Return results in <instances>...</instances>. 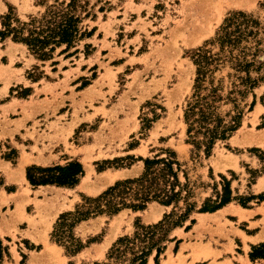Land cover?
I'll return each mask as SVG.
<instances>
[{
	"label": "rangeland",
	"instance_id": "374dc122",
	"mask_svg": "<svg viewBox=\"0 0 264 264\" xmlns=\"http://www.w3.org/2000/svg\"><path fill=\"white\" fill-rule=\"evenodd\" d=\"M55 1L0 0V18L10 8L21 22L28 21ZM85 1L94 18L83 25L95 31L79 43L77 54L71 57L58 56L57 50L52 60L42 62L10 38L0 42L2 89L24 77L23 85L16 83L10 88L11 97L31 96L32 88L35 100L41 92L49 93L50 100L43 94L42 103L53 119L49 128L62 142L48 151L50 157L55 156L51 158L59 157L57 161L48 166L28 165L25 176L31 166L47 168L78 161L83 168V176L73 188L33 187L26 180L24 185L6 187L15 194L6 197L1 193V204L6 207L0 210V224L5 229L0 226V237L9 254L2 264L105 262L118 238L132 235L137 224H156L171 208L151 202L143 211L125 209L114 216L103 214L82 221L71 230L73 239L82 246L74 254L65 249L67 241L58 243L53 237L55 223L61 214L74 213L85 198L97 197L116 181L137 178L143 171L139 159H151L165 150L176 155L181 183L185 173L191 193L188 202L194 204V210L181 226L171 230L173 240L166 244L159 264H264V248L258 250L262 257L250 258L253 249L264 244V202L253 200L243 208L233 200L213 213L198 212L206 199L215 200V193L222 188L221 177L229 181L232 198L264 193V144L250 141L264 130V0L224 9L218 7V0ZM3 5L6 9L2 12ZM118 11L122 12L121 19L116 20ZM236 12L253 16L262 29L255 38L241 41L232 55L229 49L220 54L217 43L211 41L217 38L224 19ZM205 42L219 61L204 86L209 88L212 80V86L220 89V117L225 121L238 113L241 117L238 129L227 140L217 141L208 157L187 143L184 123L195 78L191 53ZM84 45L90 48L85 50ZM244 61L251 63L247 71L237 64ZM67 69L69 72H64ZM59 77L64 80L58 92L55 85L44 82ZM40 80L44 89L31 84ZM70 80L75 86L67 88ZM66 88L70 92L63 95ZM66 99L72 101V114L68 115L65 107L60 110L63 115L55 117L56 109L64 102L68 104ZM7 149L0 157L15 164L17 151ZM115 159L123 161L113 163ZM27 161L23 159L21 164ZM240 211L249 215L240 218ZM186 226H190L188 230ZM253 233L257 236L245 237ZM259 236L263 238L257 240ZM152 257L148 264H153Z\"/></svg>",
	"mask_w": 264,
	"mask_h": 264
},
{
	"label": "trees",
	"instance_id": "16d2710c",
	"mask_svg": "<svg viewBox=\"0 0 264 264\" xmlns=\"http://www.w3.org/2000/svg\"><path fill=\"white\" fill-rule=\"evenodd\" d=\"M88 5L85 0L68 2L56 0L55 4L48 6L39 17H30L28 21L23 22L16 18L9 8L8 13L0 18V42L10 38L12 42L24 45L31 55L42 62L52 60L57 50L58 56L66 54V58L71 57L77 54L76 47L79 43L90 38L95 31V28L88 30V25H83L88 18H94L89 12ZM261 29L260 23L253 16L236 12L224 19L217 38L211 42L217 43L220 54L229 49V55H232L241 41L250 37L255 38ZM207 44L208 42H205L202 47L191 53L195 78L193 93L184 110L187 143L196 151L202 150L206 157L210 155L217 141L227 140L238 129L241 120L239 113L229 121L220 117L217 113L218 104L222 100L220 89L212 86V80L208 82L209 88L204 86L219 61L217 56L206 49ZM89 48V45H84L85 50ZM72 49L74 51L69 53ZM55 64L53 62L52 65ZM237 64L245 71L251 67V63L246 61ZM246 78L249 79L248 76ZM202 91L206 92L201 94ZM139 160L143 162L140 176L116 181L97 197L85 198V203L74 213L68 212L59 216L52 233L53 237H57L58 243L62 240L67 241L69 246H64L65 249L69 248L74 254L82 248L71 234L76 224L98 215L114 216L125 209L133 212L143 211L147 204L156 202L162 207L171 208L170 212L156 224L147 226L137 224L132 235L120 237L113 243L106 254L105 262L94 264H148L151 256L153 264H159L166 244L173 240L169 237L171 230L181 226L189 218L194 210V204L188 202L191 193L185 173L183 174L185 182L179 181L180 164L174 152L165 150L151 159ZM122 161L123 159H115L113 163ZM104 164L111 162L105 161ZM82 176L83 168L78 161H71L64 166L47 168L31 166L26 169V179L33 187L50 185L73 188ZM221 180L222 188L215 193V200L206 199L198 210L199 213H213L233 200H237L243 208H248V204L253 200L257 203L264 202V193L232 198L229 181L224 177H221ZM180 203L183 204L182 207L179 206ZM190 224H194V220H191ZM189 227L186 226L185 230ZM179 242L177 241V245ZM260 248H264V244L253 249L251 259L264 256L258 252ZM8 256V249L0 238V264Z\"/></svg>",
	"mask_w": 264,
	"mask_h": 264
},
{
	"label": "crops",
	"instance_id": "0c3cea01",
	"mask_svg": "<svg viewBox=\"0 0 264 264\" xmlns=\"http://www.w3.org/2000/svg\"><path fill=\"white\" fill-rule=\"evenodd\" d=\"M9 3H13V0H7ZM135 5V3H134ZM6 9V6L3 5L1 7L2 12ZM121 13L118 11V15L116 20L121 19ZM25 69H23L24 72ZM71 70H73L71 68ZM64 72H69V69ZM24 77L22 80L18 82H11L8 86L3 90L2 85H0V91L2 89L3 95L0 94V155L7 151V147L9 149H15L17 151L18 157L15 164H12L5 159L0 157V178H2V185H0V210L3 211L6 207L5 204H1L3 192L5 196L14 195V191L7 190L6 187L15 186L17 184L24 185L26 179L25 176V167L31 164L38 166H48L52 165L55 161L59 159V157H55L52 155L51 157L48 155V151H54L57 147L62 144V142L56 140L55 132L49 128L50 123L53 122L51 112L45 110V106L42 103L44 99L50 100L49 93L41 92L38 99L35 100L32 98L34 94V88H32L31 96L27 95L25 98L11 97L9 95L10 88L17 84H22L24 81ZM64 77H59L57 81L49 82L45 81L49 86L55 85L56 91L61 90V86L63 85ZM42 80L31 83L35 85L37 89H44L45 83ZM68 82L67 88L74 87L73 83ZM44 84V85H43ZM73 84V85H72ZM47 87V86H46ZM64 89L63 95L69 94V89ZM45 98L43 97L44 95ZM76 100V99H75ZM68 104L64 102L63 106H59L55 111V117L63 115L60 110L65 108L66 113L68 115L72 114L73 105L72 101L66 99ZM54 105H52V108ZM49 117V118H48ZM71 120V119H70ZM69 121L65 123L68 126ZM37 123V125L35 124ZM61 124L62 121H61ZM64 127V126H63ZM74 128L72 132H74ZM23 159H27L28 161L24 164H21ZM70 160V159H69ZM23 179V181H22ZM29 182L27 181L26 184ZM42 187V186H41ZM16 190V188H15ZM246 211L251 212L250 209H245ZM244 215H249L243 212ZM255 221H251L250 223H254ZM20 223V222H19ZM2 226L3 230L4 227ZM238 232L243 233V231L238 229ZM5 236V235H3ZM257 236V233H253L250 235H245L246 238L252 239ZM260 237V236H259ZM258 237V238H259ZM1 238V237H0ZM257 238V240H258ZM249 243H253L248 241ZM258 243V242H256ZM254 243V244H256Z\"/></svg>",
	"mask_w": 264,
	"mask_h": 264
},
{
	"label": "bare ground",
	"instance_id": "6f19581e",
	"mask_svg": "<svg viewBox=\"0 0 264 264\" xmlns=\"http://www.w3.org/2000/svg\"><path fill=\"white\" fill-rule=\"evenodd\" d=\"M249 2L250 0H218V4L220 8H229V7H244V6H248L249 5ZM217 4V5H218ZM197 34V33H196ZM199 36V35H198ZM195 39V38H194ZM192 39L194 42L195 40ZM236 139V138H235ZM250 141L253 142V143H260V144H264V130L263 132L257 134L256 136H251L250 137ZM240 210V209H239ZM238 211V210H237ZM236 211V212H237ZM218 212H221V211H218ZM243 212V211H242ZM216 214V213H215ZM212 215V214H211ZM210 216V215H209ZM238 216L240 218H243L245 215L243 213H238ZM205 217V216H204ZM204 220V218H201L200 219V223H202ZM260 238H263V237H259L258 239L260 240Z\"/></svg>",
	"mask_w": 264,
	"mask_h": 264
}]
</instances>
